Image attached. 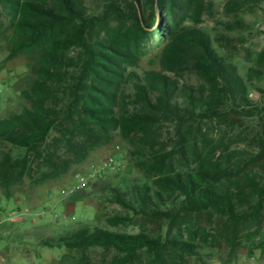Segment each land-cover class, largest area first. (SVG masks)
<instances>
[{"label": "trees", "instance_id": "16d2710c", "mask_svg": "<svg viewBox=\"0 0 264 264\" xmlns=\"http://www.w3.org/2000/svg\"><path fill=\"white\" fill-rule=\"evenodd\" d=\"M208 1L106 0L91 11L86 0H0V24L6 12L12 32L8 59L27 56L30 68L21 109L0 117V187L7 198L21 182L61 179L116 136L134 148L150 177L124 178L115 186L104 174L92 186L108 188L126 212L105 218L115 230L83 226L42 240L43 246L113 249L118 255L110 264H209L225 252L235 259L245 249L264 250V240L252 242L258 235L253 227L264 225V174L256 171L264 161V90L216 47L231 44L229 36L215 40L185 25L182 13L193 12L200 21L210 12ZM263 4L229 0L225 11L237 16ZM223 25L228 32L252 29L239 19ZM154 32L162 33L161 46L143 66L140 44ZM253 73L264 76L260 69ZM253 89L262 94L259 101L251 98ZM254 118L261 121L252 140L260 152L236 163L241 153L232 145L248 136L215 140L204 129L215 121L233 125ZM168 123L173 131L165 133ZM135 216L163 223L165 234L117 230Z\"/></svg>", "mask_w": 264, "mask_h": 264}, {"label": "rangeland", "instance_id": "374dc122", "mask_svg": "<svg viewBox=\"0 0 264 264\" xmlns=\"http://www.w3.org/2000/svg\"><path fill=\"white\" fill-rule=\"evenodd\" d=\"M106 0H86L87 7L91 11H99ZM121 2L122 0H118ZM229 0H209L210 12H204L200 21L193 12L189 15L182 13L185 25L197 27L207 31L212 38L226 34L232 39L231 44L217 43L221 53L233 60L244 76L254 75L251 81L264 90V76L259 79L253 70L260 69L264 74V63L259 62L261 53H264V4L256 10H245L237 16L226 14V5ZM239 19L252 26L247 32H228L223 23ZM261 24L260 26H258ZM129 31H133L132 20L128 22ZM147 31V29H146ZM154 31V28H152ZM133 31L132 37L139 42L137 33ZM10 18L4 12L0 24V117H5L11 112L19 111L24 100L21 98V89L26 87V78L30 73L29 59L27 56H19L8 59L10 49ZM162 33L154 32L153 36L140 46L145 51L143 66L148 67L149 59L159 51ZM191 83L195 78L188 77ZM262 94L254 89L251 98L259 101ZM172 124L165 125V133L172 132ZM207 131L215 140L222 136L236 140V135L244 133L248 136L245 142L232 145V150L240 152L233 159L236 163L241 157H250V154L260 152L257 143L252 142L255 136L261 133V121L254 119H235L233 125L215 121L205 125ZM228 142V140H227ZM257 142V141H256ZM242 152L244 155H242ZM235 154V155H236ZM217 157L224 162L228 155L217 153ZM112 160L121 165L117 172H107L108 180H112L115 186H123L122 179L130 181L139 180L146 182L149 176L139 164V158L134 154V148L121 136H116L114 141L102 146L91 153L88 159L75 166L61 179L48 182L43 185H32L28 181L21 182L12 188L13 196L7 198L0 187V218L3 222L0 230V256L4 264H110L118 253L103 248H90L88 250L68 251L66 248H48L42 245V240H58L59 237L74 232L83 226L92 229L115 230L108 226L105 218L126 212L116 203L112 202L111 191L104 185L93 187L92 185L74 197H63L61 190L72 185L79 175L89 174L100 169L103 163ZM256 171L264 174V161L259 163ZM5 224H19L16 227ZM209 221L203 220V225ZM4 227V228H3ZM252 233H257L252 242L259 244L264 240V225L261 228L253 227ZM258 229V230H256ZM118 231L139 233L147 231L154 235L165 234L166 227L163 223L148 221L135 216L134 223L127 227H121ZM251 244V243H250ZM253 245V244H252ZM225 252L208 260L209 264H264V250L255 249L253 253L247 249L240 251L235 259L227 257ZM190 264H198L191 260Z\"/></svg>", "mask_w": 264, "mask_h": 264}, {"label": "built area", "instance_id": "2783aa9c", "mask_svg": "<svg viewBox=\"0 0 264 264\" xmlns=\"http://www.w3.org/2000/svg\"><path fill=\"white\" fill-rule=\"evenodd\" d=\"M260 25L261 24L258 26ZM120 169V164L115 163L112 160L106 161L103 163V166L100 169L89 174L79 175L77 180L72 185H69L61 190V195L67 198L74 197L82 191L88 189L94 182H98L107 172H117ZM2 224L3 222L0 218V228ZM0 264H4V259L1 256Z\"/></svg>", "mask_w": 264, "mask_h": 264}]
</instances>
